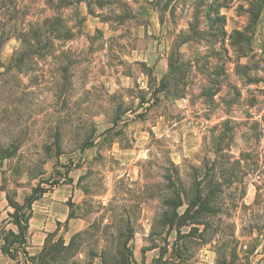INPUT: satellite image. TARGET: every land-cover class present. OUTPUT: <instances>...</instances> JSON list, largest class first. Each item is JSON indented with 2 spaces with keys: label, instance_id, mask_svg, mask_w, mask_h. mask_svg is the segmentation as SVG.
<instances>
[{
  "label": "rangeland",
  "instance_id": "1",
  "mask_svg": "<svg viewBox=\"0 0 264 264\" xmlns=\"http://www.w3.org/2000/svg\"><path fill=\"white\" fill-rule=\"evenodd\" d=\"M29 197L41 238L24 255ZM15 260L264 264V0H0V264Z\"/></svg>",
  "mask_w": 264,
  "mask_h": 264
},
{
  "label": "trees",
  "instance_id": "2",
  "mask_svg": "<svg viewBox=\"0 0 264 264\" xmlns=\"http://www.w3.org/2000/svg\"><path fill=\"white\" fill-rule=\"evenodd\" d=\"M89 7V6H88ZM55 19L52 18V23H54ZM44 25L38 24L35 28H32L30 33L32 34V39L27 41L26 39L22 40V43H27V46L32 50L40 49V42L38 38L44 33ZM70 32L68 29L67 33ZM46 33V32H45ZM36 200L35 197H29L26 200V203L22 206H13L14 214H13V225L17 229V236H19L18 240L15 243L25 245V234L28 230V221L31 217V205ZM183 225V224H182ZM181 225V226H182ZM23 251V254L26 255V248Z\"/></svg>",
  "mask_w": 264,
  "mask_h": 264
},
{
  "label": "crops",
  "instance_id": "3",
  "mask_svg": "<svg viewBox=\"0 0 264 264\" xmlns=\"http://www.w3.org/2000/svg\"><path fill=\"white\" fill-rule=\"evenodd\" d=\"M43 200H44V198H43ZM34 213L35 212H33V215H34ZM28 230H29V236H28V238H27V247H26V251H31L30 252V255H32L33 254V252H35V250L36 249H40V248H35V245H37L38 246V240L41 238V232H40V234H35V233H33L32 232V230H30V227L28 228ZM40 245V244H39ZM15 262V264H22L21 262H18L17 260H15L14 261Z\"/></svg>",
  "mask_w": 264,
  "mask_h": 264
}]
</instances>
